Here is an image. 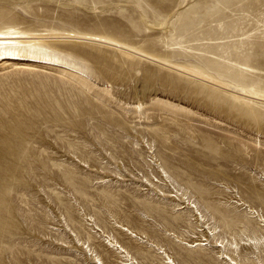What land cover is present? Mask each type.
<instances>
[{"label":"rangeland","instance_id":"374dc122","mask_svg":"<svg viewBox=\"0 0 264 264\" xmlns=\"http://www.w3.org/2000/svg\"><path fill=\"white\" fill-rule=\"evenodd\" d=\"M8 27L79 73L0 66V264H264V0H0Z\"/></svg>","mask_w":264,"mask_h":264},{"label":"bare ground","instance_id":"6f19581e","mask_svg":"<svg viewBox=\"0 0 264 264\" xmlns=\"http://www.w3.org/2000/svg\"><path fill=\"white\" fill-rule=\"evenodd\" d=\"M17 57H25L28 59H34L38 62L43 63H50L55 64L58 66L62 72H69L67 70H72L70 74L72 75L74 73H79V70L76 68L75 65L69 64L68 62L64 61L63 58H60L58 55L50 53L47 51L46 48L40 46L38 43H33L31 41H28L26 39V35L24 32H20L18 30H15L13 28L8 27L7 29H0V66L2 68H7L9 65H15V63L12 62V60L18 59ZM12 59V60H11ZM35 62V61H34ZM31 67H36L33 65H29ZM66 74V73H65ZM240 204H245L248 207V210L251 212L253 210L251 207H249L245 202H240ZM194 215L196 222L199 220L203 221L205 219L204 215L198 211V208L195 206V213ZM261 221V220H259ZM264 222V220H262ZM264 225V223H262ZM123 230L127 231L129 234H132L135 236L136 234L130 230L127 227H123ZM210 234H214L216 227L209 228ZM194 233V232H193ZM264 238V235L260 238H249L248 241H255ZM186 240V239H183ZM189 242V241H187ZM198 242L197 239H194L190 241V245H186V247H196L198 245H202ZM196 243V244H194ZM219 245V244H218ZM121 252H125L124 257H126L125 260H131L132 257L128 254L126 250H123L121 248ZM232 260V258H230ZM136 263L137 262H132ZM130 263V264H132ZM166 264H178L174 262L173 259H170V257H167V260H165ZM234 264H237V261L233 262Z\"/></svg>","mask_w":264,"mask_h":264}]
</instances>
